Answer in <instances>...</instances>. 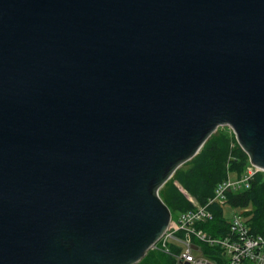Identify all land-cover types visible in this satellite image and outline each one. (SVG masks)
<instances>
[{"label": "water", "instance_id": "95a60500", "mask_svg": "<svg viewBox=\"0 0 264 264\" xmlns=\"http://www.w3.org/2000/svg\"><path fill=\"white\" fill-rule=\"evenodd\" d=\"M219 127L264 171V0H0V264L139 263Z\"/></svg>", "mask_w": 264, "mask_h": 264}, {"label": "trees", "instance_id": "16d2710c", "mask_svg": "<svg viewBox=\"0 0 264 264\" xmlns=\"http://www.w3.org/2000/svg\"><path fill=\"white\" fill-rule=\"evenodd\" d=\"M217 131V130H216ZM216 131L203 144L199 152L186 164L184 169L176 170L171 178L160 188L158 194L161 200L173 213H184L192 210L190 203L181 190L195 197L202 205L213 197L214 189L218 183L223 181L228 171L234 176H241L246 168L248 157L239 147L234 138H228L225 134ZM228 165V166H227ZM227 166V168H226ZM231 209H238L244 217V223L252 235L264 234V180L261 174L256 173L249 181L248 188L227 194L224 203H212L209 210L213 219L205 223L196 224V228L203 230L213 237L225 236L229 231V220L224 217V206ZM247 212L241 213L242 210ZM173 252L163 253L166 263H175V246H170ZM203 255L210 259L218 260L221 252L218 247H209L201 244ZM153 253L148 251L146 256L138 264H163L158 261L146 259ZM159 254V253H158ZM167 260V261H166Z\"/></svg>", "mask_w": 264, "mask_h": 264}, {"label": "built area", "instance_id": "2783aa9c", "mask_svg": "<svg viewBox=\"0 0 264 264\" xmlns=\"http://www.w3.org/2000/svg\"><path fill=\"white\" fill-rule=\"evenodd\" d=\"M250 164L241 176H227L214 189L213 197L203 206L178 213L177 220L170 224L158 241L165 252H173L170 246L176 247L175 259L178 264H264V234L252 235L244 223V217L235 213L229 220V231L225 236L213 237L196 224L213 219L209 206L224 203L228 193L248 188L253 176L261 172ZM264 172V171H262ZM201 244L218 247L221 255L218 260L203 255Z\"/></svg>", "mask_w": 264, "mask_h": 264}, {"label": "rangeland", "instance_id": "374dc122", "mask_svg": "<svg viewBox=\"0 0 264 264\" xmlns=\"http://www.w3.org/2000/svg\"><path fill=\"white\" fill-rule=\"evenodd\" d=\"M216 133H222V134H225L228 138H234L235 139V136H234V133L232 132V130L231 129H229L228 127H219L218 129H217V131H216ZM187 163V162H186ZM186 163H184L183 165H181L177 170H180V169H184V167H185V164ZM228 166V165H227ZM227 166H226V168H227ZM250 166V163H249V160H248V162L245 164V168H248ZM228 169V168H227ZM260 174H261V177H262V179L264 180V172H259ZM226 175L227 176H232V177H234V174H232L231 173V171H228L227 173H226ZM182 191V193L185 195V197L187 198V200H188V202L190 203V205H191V207L192 208H197V207H200V206H203L202 204H200L199 202H198V200L195 198V197H193V196H191V195H189L188 193H186L184 190H181ZM219 204H221V203H219ZM247 210H249V209H246V210H242L241 211V213H243L244 212V214H245V212H247ZM223 211H224V217L227 219V220H230L231 219V217L233 216V214H235V213H237L239 210L238 209H231L230 207H228V206H224V208H223ZM177 214L176 213H173V210H172V212H171V221H175V220H177ZM162 244L161 243H156L155 244V246L152 248V249H150L149 251L150 252H152L153 251V253L152 254H150L149 253V255L146 257V259H151V260H154V261H158L157 259H155L154 258V256H161V257H163V258H158V259H160L159 261L160 262H162L163 264H172V263H166L165 262V260H164V256H166L164 253H166V252H164L163 253V248H162V246H161ZM148 253V252H147ZM146 253V254H147ZM159 253V254H158ZM164 256H163V255ZM167 254V253H166ZM146 256V255H145ZM144 256V257H145ZM167 261V260H166ZM138 264V263H137ZM173 264H175V263H173ZM178 264V263H177Z\"/></svg>", "mask_w": 264, "mask_h": 264}]
</instances>
